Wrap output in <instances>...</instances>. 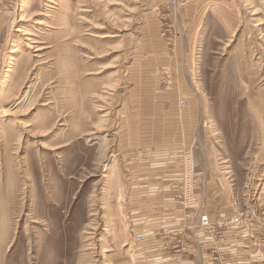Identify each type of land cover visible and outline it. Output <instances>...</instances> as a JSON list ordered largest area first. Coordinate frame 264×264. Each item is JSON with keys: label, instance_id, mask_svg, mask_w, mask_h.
<instances>
[{"label": "rangeland", "instance_id": "1", "mask_svg": "<svg viewBox=\"0 0 264 264\" xmlns=\"http://www.w3.org/2000/svg\"><path fill=\"white\" fill-rule=\"evenodd\" d=\"M0 264H264V0H0Z\"/></svg>", "mask_w": 264, "mask_h": 264}, {"label": "bare ground", "instance_id": "2", "mask_svg": "<svg viewBox=\"0 0 264 264\" xmlns=\"http://www.w3.org/2000/svg\"><path fill=\"white\" fill-rule=\"evenodd\" d=\"M22 20H23V19H20L19 22L22 21ZM36 24H37V25H40V26H41V25H45V24L42 22V20H38V22H37ZM33 43H34V42H33ZM29 46H30V45H29ZM29 48H32V47H29ZM32 49H33V48H32ZM41 50H43V49H41V48H36V49H35V52H38V51H41ZM10 52L14 53L15 51H10ZM9 71H10V70H9ZM203 219H204V217H203ZM137 239H138V241L140 242V241H142L143 238H142L141 236H139Z\"/></svg>", "mask_w": 264, "mask_h": 264}]
</instances>
